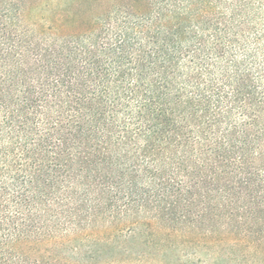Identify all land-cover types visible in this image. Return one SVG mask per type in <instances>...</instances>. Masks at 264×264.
I'll use <instances>...</instances> for the list:
<instances>
[{
    "label": "trees",
    "instance_id": "obj_1",
    "mask_svg": "<svg viewBox=\"0 0 264 264\" xmlns=\"http://www.w3.org/2000/svg\"><path fill=\"white\" fill-rule=\"evenodd\" d=\"M0 264H264V0H0Z\"/></svg>",
    "mask_w": 264,
    "mask_h": 264
},
{
    "label": "rangeland",
    "instance_id": "obj_2",
    "mask_svg": "<svg viewBox=\"0 0 264 264\" xmlns=\"http://www.w3.org/2000/svg\"><path fill=\"white\" fill-rule=\"evenodd\" d=\"M33 1H35V0H33ZM31 10V13H30V15H34V12H33V10L32 9H30Z\"/></svg>",
    "mask_w": 264,
    "mask_h": 264
}]
</instances>
